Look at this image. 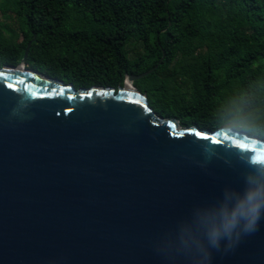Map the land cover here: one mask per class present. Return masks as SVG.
<instances>
[{"label": "water", "instance_id": "water-1", "mask_svg": "<svg viewBox=\"0 0 264 264\" xmlns=\"http://www.w3.org/2000/svg\"><path fill=\"white\" fill-rule=\"evenodd\" d=\"M28 48L0 65V264H264L263 139L158 116L149 72L75 88Z\"/></svg>", "mask_w": 264, "mask_h": 264}, {"label": "trees", "instance_id": "trees-1", "mask_svg": "<svg viewBox=\"0 0 264 264\" xmlns=\"http://www.w3.org/2000/svg\"><path fill=\"white\" fill-rule=\"evenodd\" d=\"M0 65L75 88L125 76L160 117L264 140V0H0Z\"/></svg>", "mask_w": 264, "mask_h": 264}, {"label": "clouds", "instance_id": "clouds-1", "mask_svg": "<svg viewBox=\"0 0 264 264\" xmlns=\"http://www.w3.org/2000/svg\"><path fill=\"white\" fill-rule=\"evenodd\" d=\"M257 209L258 203L254 202V194H250L248 197V206L246 207L244 204H241L237 207V210L233 213L231 220L226 224V229L231 228V226L235 223L237 216L248 214H252L254 216Z\"/></svg>", "mask_w": 264, "mask_h": 264}, {"label": "rangeland", "instance_id": "rangeland-1", "mask_svg": "<svg viewBox=\"0 0 264 264\" xmlns=\"http://www.w3.org/2000/svg\"><path fill=\"white\" fill-rule=\"evenodd\" d=\"M0 22H7V21L1 16V13H0Z\"/></svg>", "mask_w": 264, "mask_h": 264}]
</instances>
